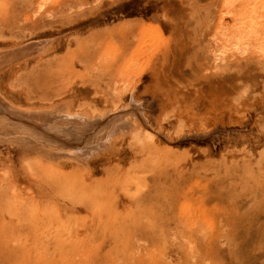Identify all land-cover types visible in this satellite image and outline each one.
<instances>
[{
  "label": "rangeland",
  "instance_id": "rangeland-1",
  "mask_svg": "<svg viewBox=\"0 0 264 264\" xmlns=\"http://www.w3.org/2000/svg\"><path fill=\"white\" fill-rule=\"evenodd\" d=\"M4 1L7 18L0 26V39L49 41L51 50L55 47L40 59L0 73V84L7 99L22 106L34 105L33 100L40 103L41 90L36 87L30 90L25 76L31 81L39 75L47 77L46 73L55 67L54 57L63 56L69 50L71 54L80 52L78 41L82 40L84 45L97 50V61L118 62L123 72L120 73L122 81L115 77L105 79L106 99L99 95L100 88L96 89L89 82L81 83L86 80L83 75H67L69 81L64 83V89L77 90L83 84L91 86L77 103L103 107L115 101L120 103L121 97L128 102L127 88L131 81L132 84L135 79L139 82L142 77L136 96L145 104L151 117L150 125L154 124L157 129L165 126L167 134L176 135L173 141L163 135L157 137V146L168 148L172 161L189 163L187 169L192 166L190 155H200L194 160L199 164L198 174L184 187H158V198L155 187L150 191V187L135 184L137 182L131 187H65L81 200L95 197L103 206L109 202L110 209L118 212L127 210V206L120 204L112 208L119 204L117 197H145L152 192L155 200L147 203L149 206L133 204L136 212L143 213L140 218L94 219L85 217V212L82 216L60 218L56 217L58 212L54 207L60 208L54 206L49 212L36 211L44 214L43 217L24 219L16 212L31 200L33 190L14 186L15 179L8 175L12 170L5 162L10 154L0 143V264H244V261L264 264V52L259 48L256 51L253 39L244 36L246 30L253 27L264 31V9L251 10L258 0H235L236 7L232 5L235 12L231 9L224 14V0ZM239 28L244 33L241 34ZM248 38L252 40L247 41ZM123 39H127L126 45ZM60 42L62 47L57 45ZM169 42L176 50H181L178 63L173 66L170 60L164 69L155 67L145 71L157 61L160 48ZM77 69L84 70L80 64ZM72 77L76 80H73L74 86L69 85ZM170 100L169 103L175 101L174 106L168 103ZM176 100L185 103H176ZM182 128L188 133L190 130L212 132L177 139L184 133ZM132 140L127 138L123 145L122 142L118 145L129 148L130 144L136 145ZM136 140L141 143V139ZM147 144L152 145V140ZM132 152L133 157L138 153ZM133 157L131 160L136 159ZM111 164L116 166L115 170H121L120 159L113 158ZM103 167L95 178H107ZM128 167L126 172H130ZM170 169L173 173L172 167ZM52 170L56 174V164ZM161 200L166 211L158 207Z\"/></svg>",
  "mask_w": 264,
  "mask_h": 264
},
{
  "label": "bare ground",
  "instance_id": "bare-ground-1",
  "mask_svg": "<svg viewBox=\"0 0 264 264\" xmlns=\"http://www.w3.org/2000/svg\"><path fill=\"white\" fill-rule=\"evenodd\" d=\"M223 3H224V8L222 10L223 14L229 13L234 9L232 8V5L235 3V0H224ZM241 5L243 6V4ZM6 6L7 5L5 1L0 0V26L6 22V18H7L5 14ZM233 7H236V6L233 5ZM248 8H249V5H248ZM260 8L262 10L264 9V0H258L256 2V5L254 4V7L253 8L251 7V10H254L256 12ZM243 10H246V9H243ZM254 11L252 13L253 14L252 16L255 15ZM252 18H255V17H252ZM246 19L244 21H246ZM36 24L39 25L40 23L37 21ZM260 26H262V24ZM248 28H250V25ZM253 29L254 27L246 30L244 36L251 37L253 39L252 40L250 38L253 44L257 46L256 51H258V48H259L260 52L261 51L264 52V40H263L264 31L262 32L258 29H254V30ZM35 30H38V29H35ZM237 30L241 32V34L244 33L243 29L241 28ZM260 33L261 34L263 33V35L260 36ZM34 34L36 35V33ZM60 39H62V37H60ZM68 39H71V38L68 37ZM250 39L248 38V40L247 39L245 40L249 41ZM75 41L77 40L75 39ZM122 42H123V45H126L127 39H123ZM78 43L80 45L79 46L80 52L71 54L70 53L71 50H69L68 53H66L63 56L54 57L53 62H55V67L53 71L46 73L47 77L43 78V77H40L41 75H39V77L36 76L37 78L33 79L34 81H31L32 79H29L30 77L27 78L25 76V82L28 84L27 86H29L30 90H33V89L35 90V87L37 88L36 90H41L40 93L42 92V94H40L41 95L40 103L39 102L35 103V100H33L34 105L32 106L17 105L15 102L7 99L6 95L3 93V90H2L3 88L1 87V84H0V143H3V145L6 146L5 148L8 150V153L10 154L8 155L7 161H5L7 166L11 168L12 170V172L8 173V175L13 177V179H15L13 181L15 187H29L30 189L33 190L31 191L32 193L31 200L24 206V208L21 211H17L16 214L19 217H22L24 219L26 218L30 219V217H43L44 214H40L36 211L49 212L51 209L50 207L58 206L60 210H57L56 207L54 208L58 212L56 213V217H60V218H62V216H66L68 218L74 217L75 215L82 216L83 212L86 213L84 215L85 217H92L94 219H97V217H100L102 219L103 218H111V219L112 218L114 219L128 218L129 219L133 217L140 218L141 216H144V215L142 212H136V209L132 208L133 204L139 203L140 205L144 206V205H148L149 203H152V201L155 200V195L152 192H150L149 194L147 193V195L145 194L146 195L145 197H142L143 195L140 197H135V196L134 197L132 196L117 197V201L119 202V204L117 206L114 204L113 205L114 207L112 208L116 209V207L118 208L120 204L121 205L124 204L127 206V210H124L123 212L120 210V212H118L119 210L117 211V210L110 209L111 204L109 202L103 206V203L102 202L99 203L98 200H95V197H92V198L89 197L86 200H81L78 198V195L72 194L71 192L66 191L65 187H119V186L120 187L122 186L131 187L133 183L137 182L135 184L150 187V191L153 189V187H155L156 198H158L159 197L157 193L158 187H184V185L188 183L191 180V178H193L196 174H198L199 164H197L194 160H196L195 158L196 157L198 158L200 154L197 152L198 155H194V154L190 155V159H191L190 164L192 163V166L187 169L186 166H188L189 163H184L181 161H176V162L172 161L170 159V150L166 147L157 146L156 144L158 140L157 137H161L163 135L164 138H166L168 141H173L174 139L176 140V137L175 138L173 137L176 135L173 134L171 136L167 134L168 132L166 133L164 130L165 126L164 128L160 127V129H157L153 127L154 124L153 126L150 125L151 117H149L146 111L147 109H145L144 107L145 104L143 101L138 100L136 96V90L140 86L139 83L142 77H140L139 82L137 81L138 79L137 80L135 79L134 80L135 82H133V84L131 81L130 83L131 86L127 88L130 93V97L128 96L129 97L128 102L127 100H125L124 102L123 100L125 99V97H121L119 99L121 100L120 103L115 101L114 104L104 105L103 107H98V105H93L91 103H83V102L77 103L78 99L80 100V97L82 94H86L91 90V86H89L90 83L96 89L100 88L99 95H101L102 98L106 99L108 94L104 92L105 91L104 88L106 87L103 86V84L105 83V79L109 77H113V78L115 77L119 79L120 81H122V77L120 76V73L123 72V67L121 68L118 62L109 63V64L99 62L96 60V56H95L97 54V50L95 52L93 47L89 45H84L82 40H79ZM163 43L161 44L163 45ZM59 44L62 47V42L58 43L57 45L59 46ZM63 46L65 47L66 45L64 44ZM50 47H51V43H49V41L47 42L40 41V40L32 41L31 39V40H28L27 42L26 41L24 42L23 40L9 42V40L0 39V73L6 69L10 68L12 70L17 66L18 67L22 66L24 63H27V62L30 63V61L33 59L37 60L36 58L40 59V57H43L46 54L48 55L55 48L54 47L53 50H51L52 48ZM87 47H89L90 49H87ZM162 48L163 47L160 48L161 51L159 49L160 52L157 55V61L154 64L147 66L145 68V71L149 72V70L155 67L159 68L160 70L164 69L165 66L171 62L170 60H172L173 66H175L176 63H178L182 55L181 50H176L175 46L171 42L167 43L165 47L163 49ZM121 56L123 57V55ZM180 63L181 62H179V64ZM78 64L83 66L84 68L83 71L77 69ZM9 65L11 66L9 67ZM37 67L39 69L41 68V66L40 67L37 66ZM23 72H24V69L22 70V73ZM69 74L71 76L72 74H74L75 77L76 76L82 77L83 75L84 77H86L85 81L82 82L81 81L82 79H79V78H76V79L77 80L79 79L81 83L89 82V85L88 84L84 85L85 84L84 83L83 87L77 90L75 89L73 90L70 87H66L67 89H64L63 85L67 80L69 81V77H67V75ZM138 74H140V72ZM43 76L45 75L43 74ZM73 80L76 81L72 77V82ZM72 82L69 83V85L70 84L72 85L75 83V82L73 83ZM186 90H189V89H186ZM194 92H195V89H194ZM129 93L127 91L128 95ZM97 97L100 98V96H97ZM175 98L177 99L178 97L175 96ZM30 99H32V97H30ZM182 100H178V101L176 100L177 101L176 103L178 102L180 103V101ZM36 101L38 100L36 99ZM171 101L172 100L168 101V103ZM174 102L169 103V104L174 106L173 104ZM177 109H175V112L177 111ZM181 114H183V112ZM176 115L178 116V114ZM181 119L183 120L184 118H181ZM196 119H198V116ZM211 132L212 131H205V132H199V131L193 132L192 131L191 132L190 130V132L188 133V132H185L184 130V133L179 134L177 139H180L182 137H187V136H193V137L203 136V135L206 136L210 134ZM252 136L250 135V137ZM255 136H256V133H255ZM258 136L261 137V135H258ZM135 137H137L138 139H141V143L138 140H136L137 138ZM127 138H133L132 141L135 140V144H136L134 145L135 147L132 146L131 144L129 145V148L128 146L120 147L118 145L120 142H122L121 145H123V142L126 141ZM149 140H152V145L147 144V141ZM263 143H264V140H263ZM134 149L135 150L137 149L138 151H135ZM164 149L166 151L163 152ZM197 149L195 148L196 151ZM7 150H6V153H7ZM132 151L138 152L134 156L136 157L135 160H131V158L133 157ZM128 153H130L129 156H128ZM122 154H127V155L122 157ZM138 156H140V158H138ZM113 158L114 160L116 158L120 159L121 165H122L121 170H115L116 166L111 164ZM128 161H129L128 168L130 172H126V167L128 166L126 164L128 163ZM18 164H20L18 167H21V168L17 167ZM54 164H56V174L52 170V166ZM102 166H105L103 167V169L107 173V178L106 179L95 178L94 176L98 173L100 169H102L101 168ZM138 167H140L141 169H138ZM170 167H172L173 173ZM82 170L84 172H81ZM254 175H257V174H254ZM69 193L72 195H70ZM74 195H76L77 197ZM163 201L164 200L158 201L159 203L157 202L158 207L160 208L161 211L165 210L164 208L165 206H163L164 204H162ZM41 205H45L46 207H49V209L48 210L44 209V207L43 206L41 207ZM253 215L255 216V214ZM250 222L252 221L250 220ZM244 229L243 231H245ZM256 235H259V234H256ZM258 237H257V240H258ZM257 243H259V241H257ZM244 255L248 256L247 254H244ZM248 257H249L248 259H250V256ZM247 263H249V261ZM247 263L244 261V264H247Z\"/></svg>",
  "mask_w": 264,
  "mask_h": 264
}]
</instances>
